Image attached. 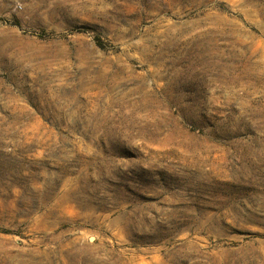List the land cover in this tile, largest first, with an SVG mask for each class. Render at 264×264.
<instances>
[{
    "label": "rangeland",
    "instance_id": "obj_1",
    "mask_svg": "<svg viewBox=\"0 0 264 264\" xmlns=\"http://www.w3.org/2000/svg\"><path fill=\"white\" fill-rule=\"evenodd\" d=\"M0 264H264V0H0Z\"/></svg>",
    "mask_w": 264,
    "mask_h": 264
}]
</instances>
